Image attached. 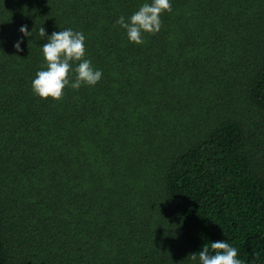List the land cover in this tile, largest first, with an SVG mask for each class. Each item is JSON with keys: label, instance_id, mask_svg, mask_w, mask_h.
Here are the masks:
<instances>
[{"label": "trees", "instance_id": "16d2710c", "mask_svg": "<svg viewBox=\"0 0 264 264\" xmlns=\"http://www.w3.org/2000/svg\"><path fill=\"white\" fill-rule=\"evenodd\" d=\"M0 0V264H264V0ZM27 25L22 51L14 43ZM46 34L86 36L95 86L35 95Z\"/></svg>", "mask_w": 264, "mask_h": 264}, {"label": "clouds", "instance_id": "9594fccd", "mask_svg": "<svg viewBox=\"0 0 264 264\" xmlns=\"http://www.w3.org/2000/svg\"><path fill=\"white\" fill-rule=\"evenodd\" d=\"M171 10V0H143L138 8L127 17L120 15L115 23L125 30L129 42L137 45L144 42L145 33H155L161 28V15ZM22 34L13 47L22 51L24 38L32 37L27 25H21ZM45 41L40 45L46 67L37 70L31 80L35 95L47 100H59L66 88L79 89L82 85L95 86L102 79V70L87 58L86 36L71 27L46 34L39 29ZM194 264H244L238 256V249L227 240L205 243L201 250L190 253L188 258Z\"/></svg>", "mask_w": 264, "mask_h": 264}]
</instances>
